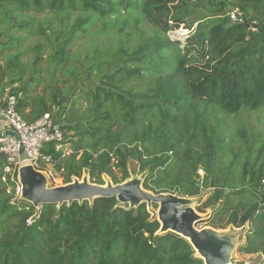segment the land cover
Instances as JSON below:
<instances>
[{
    "label": "trees",
    "instance_id": "1",
    "mask_svg": "<svg viewBox=\"0 0 264 264\" xmlns=\"http://www.w3.org/2000/svg\"><path fill=\"white\" fill-rule=\"evenodd\" d=\"M229 7L241 13L243 23L230 22ZM123 10L128 14L121 36L130 20L149 28L137 30L132 38L123 36L127 46L133 38L139 40L136 47H108L94 58L90 72L109 71L100 73L98 85L84 93L88 105L78 109L80 93L62 90L58 73L79 34L99 19L120 22ZM196 10L203 15L192 20ZM46 11L63 20L78 14L66 38L46 20L37 25L36 32L53 51L48 100L32 96L41 82V43L35 44L28 64L21 61V53L8 61L4 71L17 69L19 78L5 85L0 75V97L20 82L9 94L19 96L17 110L24 120L32 123L50 113L64 133L59 151L54 143L45 147L43 157L49 161L43 163L52 164L65 185L84 174L93 184L105 185L103 176L121 184L130 179L128 163L134 159L146 175L143 187L149 192L194 198L212 188L198 212L215 211L201 222L209 221L206 226L217 230L233 226L247 231L240 252L264 254V165L248 169L242 159L247 146L241 144L239 151L232 146L240 144L236 139L241 130L235 127L228 143L229 130L220 120L244 109L264 110V0H0V34L12 22L31 32L37 21L33 13ZM181 27L190 30L183 47L169 37ZM9 37L6 46L13 48L25 39L12 33ZM110 54L115 56L100 63ZM66 68L76 89L78 69ZM69 143L72 152L65 155L63 147ZM6 166L0 156V264H204L186 239L159 233L160 222L147 204L129 209L116 198H103L92 204L35 207L17 196V179L5 172Z\"/></svg>",
    "mask_w": 264,
    "mask_h": 264
},
{
    "label": "rangeland",
    "instance_id": "2",
    "mask_svg": "<svg viewBox=\"0 0 264 264\" xmlns=\"http://www.w3.org/2000/svg\"><path fill=\"white\" fill-rule=\"evenodd\" d=\"M232 11H238V10L231 8V7L227 9L228 13ZM33 14L36 15L37 21L34 23V26L31 32L24 31L23 29H21L19 26V23L17 22H12L11 25L8 27V29L11 27L14 28L12 32H9L8 29L6 30L1 29L2 31L3 30L4 31L3 33L0 34V75L4 74L3 83L5 85L10 84L9 82L12 81L11 79L19 78V72L17 69L13 71L9 69L4 71L5 66L7 65L8 61L12 60L15 54L21 53L19 54L21 57V61L24 64H28L30 61L33 60V57L35 55V52H34L35 44L41 43L44 49L43 54H42L43 59L41 61V66H42V72L40 73L41 82L35 85V89H34L35 91L32 93V96L43 95L48 100V96L50 95L48 85L50 83L49 80L51 79V75L53 74V65H54V63L52 62L50 66L48 64V60L50 59V54H52L53 51H52V45L50 43H47V40L44 39L41 35H39L36 32L37 25L39 22L41 23L43 22L44 24H46L44 22L46 20L52 24L51 30L57 33L63 32L64 38H66L67 36H69L71 28H72L71 27L72 23L75 22V19L77 17L76 15L78 14H75L74 16L69 17V19L67 20H63L62 18H56L49 11H46L44 14H36V13H33ZM127 14L128 12L124 10L121 11L122 18L120 22L119 21L112 22L114 18H111L112 19L111 22H102L103 20L99 19V21L96 22L92 28H90L84 34H79V38L77 39V41H74L72 43L71 51L69 53V56L67 57L66 65L61 69V72L59 71L58 76L61 78L60 87L62 90L80 93L81 99L78 100L77 102L78 105L76 106V108L83 109L86 105H88L85 99L84 93H86L87 90L91 88H95L98 85L101 72L109 71L107 69H103V71H99L97 68H95L90 72L89 71L90 66L95 64V62H93L94 58L100 56V54L108 47L109 49H112V50L118 49V47H120L121 45H124L125 48L136 47L140 42L139 40H135V38H133L131 44L127 46L125 45L124 42H121L124 39L123 36L130 34L132 38L133 36H136L137 30L144 31L149 28V27L144 28L142 23L133 24L132 20H130L127 26V29L125 30L123 36H121L120 28L123 27L122 26L123 24L122 22L124 19L123 16ZM61 15L65 16L64 14H61ZM202 15L203 13L196 10L193 13V16H191L190 18L193 20L195 17H200ZM22 16L20 18H22ZM0 25H1V20H0ZM44 28L47 29V26L44 25ZM51 30L47 29V34L52 38ZM10 33H12L13 36H23L25 39H23L20 45H18L16 48H13V45L6 46V43L11 42V39H12L9 37ZM189 35H190V30L185 29V27H181L179 30L171 32L169 34V37L174 42L175 41L180 42L181 47H183ZM62 40L63 39H61V41ZM95 42L96 44H94ZM98 48H101V50L98 51ZM77 56H80L79 59L74 61L73 59L77 58ZM113 56L115 55L110 54L109 56H102L100 63L108 62L109 60L113 58ZM67 65H74V67L78 69L77 71V79H78L77 86L78 87H76V89L72 87L74 86L75 80L73 79V77L70 76L69 72H67L68 71V69L66 68ZM115 67L117 66L112 65V69H114ZM25 77L24 79L26 80ZM89 77L91 78L90 80H88ZM84 82H87V84L91 83L90 87L82 86V83ZM134 83H137V82H134ZM20 85H21L20 82L12 83L9 87L6 88L5 94H9V92L13 88H17ZM81 89H84V92ZM262 110L263 109L256 110V111H249V110L246 111L244 109L237 115L226 116L224 118L220 117V120H222L223 122L222 126L225 128H228L229 130V132H227V135H226L228 136L226 139L228 143H230V140H231L229 137L231 131L233 132L235 130V127L238 130H241V134L240 136H238L239 138L236 139L240 144H238L237 142H234L232 146L233 148H238L236 151H239L241 149L240 148L241 144L247 146V147L242 148L243 152L245 153L243 154L242 159H243V163L245 161L247 162L246 164L248 165L249 170L251 168H253L254 170H259L261 166L264 165V150L260 153V149L264 145V110L263 111ZM27 111H29V109ZM64 118L65 117L63 116L62 119ZM63 151L65 155H70L72 152V145L70 143L68 145H65L63 147ZM41 168L42 170H37V171L44 173L48 177V186L60 187V186L65 185L64 179L60 176V174H57L54 172V168L52 164L43 163ZM128 170L130 173V179H128L127 182L129 180H133L137 178L141 180L142 183H144L146 175H143L140 173V166L136 160L134 159L129 160ZM114 172L119 177L122 176L120 171L115 170ZM198 173L201 176H204V171L200 170ZM18 175H19V172H18ZM84 178H88V180L90 181V176L88 174H84L82 178L79 180L82 181ZM103 180L105 182V185L107 183H113L112 179L109 178L108 176H103ZM263 181L264 180H262V184H264ZM247 187L252 188V186L250 185H247ZM211 191H212V188H205L203 189V192L201 193L200 196L193 198L194 202H193L192 207L195 209V211L198 212V208L201 207L203 203H205V201L211 194ZM174 195L177 196L178 194H174ZM234 205L236 204L234 203ZM147 209L151 213L152 217L159 221L160 207L159 206L154 207L153 205V206H148ZM240 211L243 214L244 207H241ZM200 214L205 221V220L210 219L213 213L211 212L210 208H207L204 210V213H200ZM224 220H227L226 216L224 217ZM204 221L201 222V224L200 222L197 223L195 227L199 230L208 228V226L206 225H209V221L208 222L207 221L204 222ZM249 224L250 222L247 223V226H246L247 230L250 229ZM215 230L218 232L234 233L235 230L237 231L240 229H237L233 226H229L224 230H217V229ZM246 240H247V231H244V233L239 238H236L235 245L230 255L231 257L230 264H264V254L263 253H255V254L249 255V254H244L240 252V248L245 245ZM196 256H199V255L197 254Z\"/></svg>",
    "mask_w": 264,
    "mask_h": 264
},
{
    "label": "water",
    "instance_id": "3",
    "mask_svg": "<svg viewBox=\"0 0 264 264\" xmlns=\"http://www.w3.org/2000/svg\"><path fill=\"white\" fill-rule=\"evenodd\" d=\"M19 177L22 197L39 208L46 205L70 206L74 202L84 201L92 204L95 200L103 198H116L120 204L127 205L129 209H136L142 204L157 205L160 207L159 233L172 232L186 239L199 255L198 257L203 259L204 264H230V255L236 238L244 233L242 230H235L234 233L218 232L211 227L197 229L195 225L204 219L192 207L193 198L149 192L137 178L121 184L106 185L93 184L88 178H84L82 181L75 179L64 186L50 187L48 177L32 166L20 168ZM210 210L215 211V209Z\"/></svg>",
    "mask_w": 264,
    "mask_h": 264
},
{
    "label": "built area",
    "instance_id": "4",
    "mask_svg": "<svg viewBox=\"0 0 264 264\" xmlns=\"http://www.w3.org/2000/svg\"><path fill=\"white\" fill-rule=\"evenodd\" d=\"M229 18L232 24L243 23L238 11L230 12ZM18 102V95L4 94L0 97V156L7 162L5 172L12 178L17 176L16 193L22 196L19 169L32 166L40 170L43 162L49 161L43 157V150L48 144L54 143L59 151L64 133L50 113L32 123L24 120L17 110Z\"/></svg>",
    "mask_w": 264,
    "mask_h": 264
}]
</instances>
